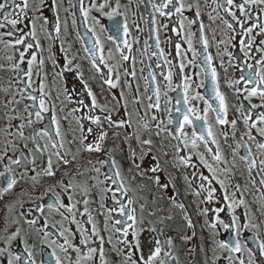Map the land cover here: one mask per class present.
Masks as SVG:
<instances>
[{
	"label": "flooded vegetation",
	"instance_id": "obj_1",
	"mask_svg": "<svg viewBox=\"0 0 264 264\" xmlns=\"http://www.w3.org/2000/svg\"><path fill=\"white\" fill-rule=\"evenodd\" d=\"M0 264H264V0H0Z\"/></svg>",
	"mask_w": 264,
	"mask_h": 264
},
{
	"label": "rangeland",
	"instance_id": "obj_2",
	"mask_svg": "<svg viewBox=\"0 0 264 264\" xmlns=\"http://www.w3.org/2000/svg\"><path fill=\"white\" fill-rule=\"evenodd\" d=\"M140 237H142L144 240L147 239V238H145V229L144 228H140Z\"/></svg>",
	"mask_w": 264,
	"mask_h": 264
}]
</instances>
